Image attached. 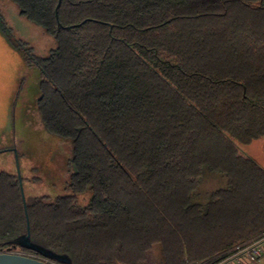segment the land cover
Masks as SVG:
<instances>
[{
  "label": "trees",
  "instance_id": "trees-1",
  "mask_svg": "<svg viewBox=\"0 0 264 264\" xmlns=\"http://www.w3.org/2000/svg\"><path fill=\"white\" fill-rule=\"evenodd\" d=\"M12 1L57 42L27 60L73 152L68 194L25 197L32 242L70 264H158L156 245L162 264H215L264 235V167L238 146L264 136V0ZM203 168L227 183L199 204ZM25 210L0 170V251Z\"/></svg>",
  "mask_w": 264,
  "mask_h": 264
},
{
  "label": "rangeland",
  "instance_id": "rangeland-1",
  "mask_svg": "<svg viewBox=\"0 0 264 264\" xmlns=\"http://www.w3.org/2000/svg\"><path fill=\"white\" fill-rule=\"evenodd\" d=\"M0 16L6 26H0V170L17 174L25 197L68 194V178L74 171L71 142L48 133L42 124L37 110L40 71L27 60V52L49 55L57 42L21 16L12 0H0ZM238 146L264 167V136ZM226 183L224 175L203 168L194 201L205 204ZM91 196L86 189L78 196L79 204H87ZM13 251L22 253L18 248ZM154 258L162 264L160 245L154 246Z\"/></svg>",
  "mask_w": 264,
  "mask_h": 264
},
{
  "label": "water",
  "instance_id": "water-1",
  "mask_svg": "<svg viewBox=\"0 0 264 264\" xmlns=\"http://www.w3.org/2000/svg\"><path fill=\"white\" fill-rule=\"evenodd\" d=\"M19 178V177H18ZM20 193L22 196L23 206L25 210L26 199L24 196V190L22 182L20 181ZM27 231L26 234L21 235L17 238L11 247L0 251V264H70V260L64 255H58L49 250H44L39 247L36 243L32 242L29 238V224L27 218V211L25 210ZM17 245L24 246L28 249H33L42 255V259L33 255H28L24 253L17 252L13 250L16 249Z\"/></svg>",
  "mask_w": 264,
  "mask_h": 264
},
{
  "label": "crops",
  "instance_id": "crops-1",
  "mask_svg": "<svg viewBox=\"0 0 264 264\" xmlns=\"http://www.w3.org/2000/svg\"><path fill=\"white\" fill-rule=\"evenodd\" d=\"M255 241L262 249V255L259 257V259H256L255 261H249L243 254L236 253L233 249L226 258L218 262H221L220 264H264V235H261L258 239H255Z\"/></svg>",
  "mask_w": 264,
  "mask_h": 264
},
{
  "label": "built area",
  "instance_id": "built-area-1",
  "mask_svg": "<svg viewBox=\"0 0 264 264\" xmlns=\"http://www.w3.org/2000/svg\"><path fill=\"white\" fill-rule=\"evenodd\" d=\"M234 251L236 253L243 254L249 261H255L256 259H259V257L262 255V249L260 245L257 244L255 239L244 241V243L236 245ZM220 263L221 262L217 261L215 264Z\"/></svg>",
  "mask_w": 264,
  "mask_h": 264
}]
</instances>
